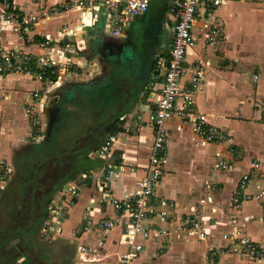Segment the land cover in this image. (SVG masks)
Masks as SVG:
<instances>
[{
    "label": "crops",
    "instance_id": "1",
    "mask_svg": "<svg viewBox=\"0 0 264 264\" xmlns=\"http://www.w3.org/2000/svg\"><path fill=\"white\" fill-rule=\"evenodd\" d=\"M76 1L0 0V47L74 65L75 71L69 75L75 80L69 83L89 86L78 92L83 95V102H74L70 107L77 112L80 124L68 129L67 135L75 130L80 134L99 114L110 118L108 126L119 120L122 130L111 133L106 127L94 148L102 146L106 135L117 134L111 158L140 168L135 173L120 175L113 183L115 193L126 197L134 191L148 162L153 131L138 124L136 116L146 114L154 106L155 94L161 91L163 76L156 67V58L170 50L175 16L166 0L165 7L157 13L148 14V9L122 35H116L101 7L80 8ZM15 16H21L22 21ZM33 16L46 19L45 23L35 24L41 26L37 32L25 21ZM22 32L26 37L29 35L27 39L21 36ZM33 32L43 35V42L30 40ZM192 33L195 43L187 52V73L196 61H201L205 69V85L197 95V108L212 125L227 132L229 139L203 145L190 126L178 131L173 126L178 120H173L169 124V163L158 193L175 203V211L180 215L202 216L216 235L239 229L264 244V194L260 199L243 202L238 209L230 205L249 161L257 159L264 164V0H226L220 6L201 5ZM88 69L100 70L88 76ZM32 79L24 75L0 78L2 158H11V151L22 143L25 131L18 126L16 116L22 114L27 89L39 85ZM89 155L88 166L79 171L80 178L77 175L59 188V197L70 205L65 221L53 227L60 235V245L70 250L68 264H116L128 248L123 228L115 227L103 236L96 227L88 230L82 227L90 207L94 208L95 220L116 216L110 204L99 202L101 192L97 187L109 158L95 157L92 152ZM221 161L229 167L217 166ZM75 184L79 194L70 203V191L66 190ZM247 191L258 193L257 181H252ZM163 226L172 232L163 249L141 236L137 238L146 246L143 259L147 264H264V260L249 261L233 252L213 255L209 241L175 232L173 223ZM84 247L89 251H83ZM51 255L53 252L49 255L40 252L41 259ZM30 260L23 261L33 264Z\"/></svg>",
    "mask_w": 264,
    "mask_h": 264
},
{
    "label": "built area",
    "instance_id": "2",
    "mask_svg": "<svg viewBox=\"0 0 264 264\" xmlns=\"http://www.w3.org/2000/svg\"><path fill=\"white\" fill-rule=\"evenodd\" d=\"M152 0H77L80 8L101 7L116 35H122L128 25L139 16L144 15ZM226 0H169L171 12L175 16L174 38L170 50L156 58V67L163 76L161 91L155 94L153 107L146 114H138L137 123L147 125L153 131L152 146L148 162L144 166L143 176L137 181L134 191L126 197H119L113 190L114 181L122 174L135 173L138 166L124 161L112 159V149L118 140L117 134H110L102 143L99 155L108 157L102 176L97 181L101 192L100 203L110 204L116 213L111 219H94V208L86 211L83 228L96 227L105 236L115 228L122 227L128 248L124 251L116 264H147L143 259L146 246L137 240L139 236L150 240L163 249L166 240L172 233L163 224L173 223L175 232L191 235L200 241H209V251L215 255L219 252H233L249 261L264 260V244L244 235L239 229L222 232L216 235L205 224L202 216L180 215L175 203L158 193L163 176L167 172L169 163V124L178 130L190 126L201 139L203 145L228 140V133L212 125L205 114L196 105L199 91L205 85V69L201 61H196L187 73L185 61L188 50L194 45L195 37L192 30L196 15L201 5L206 7L220 6ZM35 16L26 23H33ZM36 21V20H35ZM8 59V61H7ZM67 63L58 62L51 58L36 56L20 49H6L0 47V72L10 73L11 70H21L27 75L38 77L42 82L50 79H60L63 74L70 72ZM39 72V73H38ZM39 74V75H38ZM52 81V80H51ZM40 95L36 90L33 98ZM36 106H30V117H36ZM40 121L38 119L37 124ZM217 166L228 168V164L221 161ZM248 170L243 174L233 194L230 205L240 208L242 203L252 198L260 199L264 194V164L257 159L249 161ZM7 168V167H6ZM3 168L1 172L8 170ZM3 180L4 174H3ZM252 181H257L258 193L250 194L247 189ZM69 192L70 203L78 196V186L72 185ZM61 203V207L54 209L59 217L57 223H63L67 217L69 202ZM83 251H89L87 247ZM16 264H29L18 260ZM107 264V263H103Z\"/></svg>",
    "mask_w": 264,
    "mask_h": 264
},
{
    "label": "rangeland",
    "instance_id": "3",
    "mask_svg": "<svg viewBox=\"0 0 264 264\" xmlns=\"http://www.w3.org/2000/svg\"><path fill=\"white\" fill-rule=\"evenodd\" d=\"M165 3L166 0H152L148 14H150L151 11L157 13L158 10H161L165 7ZM15 17L18 19V21H22L21 16ZM35 17L36 21H31L33 23H31L30 29L32 31L34 30V32H37L36 29L40 30L41 26L37 27L38 25L35 24L40 22L45 23L46 19L44 18L45 16ZM144 20H149V16H146ZM110 30H112V27H110ZM34 32L31 33L33 35L30 36V40L35 41V43H37V39L43 42V39H41L43 38V35H38ZM21 36L26 37L24 32L21 33ZM28 36L29 35L27 34V37ZM67 65L69 66L68 69H70L69 73L66 72L60 79L52 78L50 80H46L45 82L40 81L38 77L34 76H31L34 78L32 79L30 75H27L25 72L19 69L11 70L10 73L5 71L0 72V78L8 75H24L25 77L34 80L33 82L35 85L37 83L39 84L37 87H35V89H33V87L27 89V92H25L26 95H24L22 114L19 113L21 115L18 114L16 116V121L19 124L18 126H20L23 131H25L22 134V143H20L11 151V158L6 159L0 157V179L3 185V187L0 188V209H2V212L0 213L1 227L8 231V229L13 230L14 228L20 226V223L21 228L24 226V224L29 226L30 223H33L37 228H35V234L33 236L36 246L33 248H26L24 250L19 249L16 254V258L13 259V262L17 259L29 260V258L33 261V264H68L69 261H71L69 258L70 250L60 245L58 242L60 235H58L57 230H54L53 227L59 218L55 212H52L53 207L54 209H57L61 207V203H63V198L59 197L61 191L59 189L56 190L57 181L59 180V177L64 176L65 174L66 176L70 174L72 178H76L78 175V178H80L81 175H79V171L85 168L81 169L78 166V160L89 158V154H91V152L93 155H95V157L100 156V148L98 149L94 147L96 146V143L100 141L99 138L104 135L103 133L105 132L106 127H111L116 123V121H113V123H111L112 125L108 126L110 118L108 119L106 117H101L99 114L96 116V121H93L91 125L85 126L80 134L75 133V130L71 135L68 134L66 136L67 138L77 137L75 139L77 146L75 145V147H73L75 150L67 153L66 155L53 156L51 157V160L49 158L40 160L32 168L25 164L26 157L30 156V154L35 150V147H37L41 142L49 140L51 136L57 132L61 133V130L63 131V129H74L76 125L80 124L77 123L79 121L78 117L76 116L77 112H74L73 109L70 110V107L74 106V102H78L77 104L83 102V95H80L78 92H80L82 87L89 85L78 82L79 85L75 86L69 83V81L73 82L75 80L69 75L75 68L74 65L72 66L70 63H67ZM88 68L90 69L91 66ZM84 69H82V73ZM89 69L86 72L88 76H90L92 72L96 73L97 70H100L96 69V71H93V69ZM77 70L78 69H76V71ZM94 76L91 78H95ZM60 81H63L66 84H60ZM36 90L40 96L34 99L33 96ZM74 92H77L78 94L76 93L73 95ZM3 99H5V97L2 98V100ZM105 102L106 101L102 103ZM33 103L36 106L35 112L37 115L36 117L38 118L30 117L31 113L29 112V109ZM38 104H41L40 109ZM38 119L40 121L39 124H37ZM117 128L118 131L122 130L121 123L119 124V122H117ZM107 133L108 132L105 134ZM108 135H106L104 139H106ZM69 144V140L66 139L61 146L66 147ZM38 157L39 154L34 153L30 160H35ZM87 166L88 163L85 165V167ZM6 167H9V169L5 170V172H1L3 168L7 169ZM28 172H30V177L35 178V180L34 182L29 183L28 192L22 198L23 200L21 206L16 209L17 211L14 210V212H12V208L17 205V202H15L17 192L16 190L12 192V187L16 183L19 184V182L25 180L24 176ZM3 174L5 180H3ZM26 181L28 180L26 179ZM47 194L49 195L48 197L52 198V200L49 203L48 209L43 213L42 206H40V204L37 202L39 199L41 201L44 200L45 195ZM63 219H66V215L63 217ZM10 234L11 233H8L6 236H10ZM11 236L15 237V239H12L13 241L11 240L12 242L10 247L6 248L3 251L4 253L8 250H16V248H18L22 242V237L20 235L12 233ZM197 250L200 249L197 247ZM44 251L48 255L52 254L53 252V255L49 256L48 259H41L40 252ZM42 257L44 256L42 255ZM165 264L177 263L166 262Z\"/></svg>",
    "mask_w": 264,
    "mask_h": 264
},
{
    "label": "trees",
    "instance_id": "4",
    "mask_svg": "<svg viewBox=\"0 0 264 264\" xmlns=\"http://www.w3.org/2000/svg\"><path fill=\"white\" fill-rule=\"evenodd\" d=\"M117 122L116 121L115 124H113V126L109 127V131L112 133L117 132L118 128H117ZM68 130V129H67ZM61 130L60 132H57L56 134H53V136H51V138L47 141L41 142L37 147H35V150L30 154V156L26 157V165H29L31 168L40 160H44L46 158H49L50 160L52 159L51 157L53 156H62V155H66L69 152H72L73 150H75V145L76 144V138L77 137H72V138H67V133L70 131ZM64 134V135H63ZM78 136V135H77ZM68 139L69 140V145L66 147H62L61 145H63L64 141ZM61 147V148H60ZM49 148V151H48ZM48 151V152H47ZM39 154V157L37 159H33L30 160V158L33 157V154ZM87 158L83 159V160H78L79 162V167L85 168V165L87 163ZM32 165V166H31ZM26 171V170H25ZM27 172V171H26ZM38 177V175H37ZM25 180L16 183L13 187H12V192L16 190L17 194L15 197V202H17V205L14 206V208H12V212L17 211L16 209H18L21 204H22V198L27 194L28 192V185L30 182H34L35 178L30 177V172L26 173V175L24 176ZM26 179L28 181H26ZM72 179V176L70 174H68L66 176V174L64 176L59 177V180L57 181V189L59 188L62 189V185L66 184L67 182H69ZM49 195H45V199L44 200H38L37 203L40 204V206H42L43 209V213L48 209L49 207V203L51 202L52 198L48 197ZM2 209H0V213ZM26 220V219H25ZM1 222V219H0ZM2 225L0 224V264H12L13 259L16 258V254L17 252L20 250H24L26 248H33L36 246V243L33 240V236H34V232H35V228L36 226H34L33 223H30V225L26 226L24 224V226L21 228V223L20 226L14 228L13 230H9L6 231L5 229H3L1 227ZM37 229V228H36ZM14 231V232H13ZM8 233H15L18 234L22 237V242L20 244V246L18 248H16V250H8L5 253L3 252L6 248L10 247L11 242L15 239V237L11 236H6V234ZM13 239V240H12ZM12 240V241H11Z\"/></svg>",
    "mask_w": 264,
    "mask_h": 264
}]
</instances>
